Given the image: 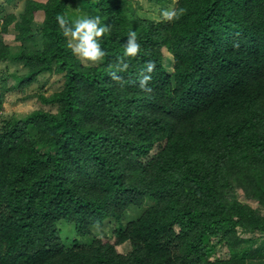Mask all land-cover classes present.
Instances as JSON below:
<instances>
[{"label": "trees", "instance_id": "obj_1", "mask_svg": "<svg viewBox=\"0 0 264 264\" xmlns=\"http://www.w3.org/2000/svg\"><path fill=\"white\" fill-rule=\"evenodd\" d=\"M146 1L178 16L29 0L0 20V264H264V215L237 197L264 208V0ZM58 14L99 17L104 56L83 64ZM10 61L22 70H2ZM44 73L62 80L39 95L55 111L4 117L7 94ZM110 221L114 241L93 239ZM63 223L92 243L65 246Z\"/></svg>", "mask_w": 264, "mask_h": 264}, {"label": "rangeland", "instance_id": "obj_2", "mask_svg": "<svg viewBox=\"0 0 264 264\" xmlns=\"http://www.w3.org/2000/svg\"><path fill=\"white\" fill-rule=\"evenodd\" d=\"M29 0H0V20H3L7 16H15L18 20L20 16L25 12L28 6ZM41 3H45L47 0H34ZM138 5L141 7L139 14L142 18H150L154 20L165 19L161 15V11L159 8H152L150 4L146 0H135ZM176 2V0H175ZM136 5V4H135ZM174 9V7H170ZM45 19L44 11H40L35 15V28H41L42 22ZM15 23L12 24V28L8 34L6 42L15 48H19L21 46V42L15 40L16 29L14 27ZM72 39V38H71ZM73 46L75 48L76 43L73 42ZM166 53V52H165ZM77 57L83 62V64L90 63L91 60L84 58L80 53L76 52ZM167 58H170L166 54ZM2 70L9 69L10 72H19L22 70V67L14 62H6L1 64ZM62 80L56 75L51 73H44L39 76L38 81L27 87L21 91H14L7 94L6 102L3 108V116L4 117H22L30 112L37 109L44 110H52L55 111V107L43 105L39 100V95L44 94L46 96H50L51 94L57 92L62 88ZM10 82L15 83L14 80ZM238 199L243 201L244 203L249 204L254 209L258 210L262 215H264V208L259 206L258 203H254L252 201H248L244 197L243 192H240L237 195ZM140 214V210L133 209L130 212L129 218L134 219ZM65 224V225H63ZM60 226L61 229V238L63 240V244L65 246L72 247L76 241H79V244L82 246H86L89 243H92V238H101L106 241H114L115 237V223L113 221L108 222L103 228H93V236L92 238H84L80 239L76 236L74 227L72 225H68L67 223H63ZM256 236V235H255ZM246 238L251 237V235H246ZM119 251L121 253H128L130 251V244H124L119 247ZM228 254L227 246L222 245L219 247L217 252L218 258H225Z\"/></svg>", "mask_w": 264, "mask_h": 264}, {"label": "clouds", "instance_id": "obj_3", "mask_svg": "<svg viewBox=\"0 0 264 264\" xmlns=\"http://www.w3.org/2000/svg\"><path fill=\"white\" fill-rule=\"evenodd\" d=\"M182 11V9L180 10ZM161 15L166 20H172L174 17L178 16V11L172 8L162 9ZM56 20L63 29L64 35H70L78 43L76 44L74 51L80 53L82 57L87 58L91 61H97L104 56V51L100 47L99 37L108 31L107 27H98L100 23L99 17H82L73 19L69 22L68 19L63 15H57ZM71 25L72 27H66V25ZM129 40L125 44L124 55L125 56H135L138 52L139 45L136 42V33H129ZM72 46L71 44L69 45ZM152 65L149 63L148 71H151ZM148 77H144L141 80V86H144V80Z\"/></svg>", "mask_w": 264, "mask_h": 264}]
</instances>
